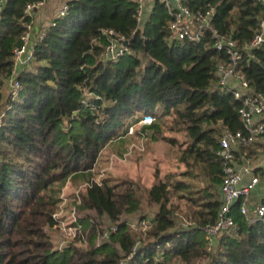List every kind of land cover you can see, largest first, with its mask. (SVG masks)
Masks as SVG:
<instances>
[{
  "label": "trees",
  "instance_id": "1",
  "mask_svg": "<svg viewBox=\"0 0 264 264\" xmlns=\"http://www.w3.org/2000/svg\"><path fill=\"white\" fill-rule=\"evenodd\" d=\"M34 1L5 0L0 12V264H264V223L248 224L238 201L233 229L211 246L201 230L215 221L221 205L219 140L225 130H243L240 102L218 85L217 68L228 57L214 48L210 32L199 42L172 40L171 17L158 0L141 25L134 0H66L65 16L35 23L34 58L11 95L6 80L13 50L25 30L24 8ZM184 4L194 22L213 8L210 25L236 42L237 72L249 94L263 95L264 47H245L258 32L264 6L258 0ZM106 29L129 40L117 61L103 58ZM148 115L155 121L141 130L150 129L154 141L179 152L173 170L162 178L158 169L153 174L146 191L147 204L156 207L151 217L141 214L133 181L110 185L92 176L102 150ZM165 120L181 141L163 136ZM233 154L238 167L251 166L264 156V142ZM252 175L264 183L263 166H252ZM72 181L88 184L72 197L84 240L78 236L55 248L47 229L59 224L53 215L62 188ZM142 220L151 221L147 231L129 227ZM111 225L117 231L99 242Z\"/></svg>",
  "mask_w": 264,
  "mask_h": 264
},
{
  "label": "built area",
  "instance_id": "2",
  "mask_svg": "<svg viewBox=\"0 0 264 264\" xmlns=\"http://www.w3.org/2000/svg\"><path fill=\"white\" fill-rule=\"evenodd\" d=\"M5 0H0V12ZM137 4L136 22L141 25L145 20L148 0H134ZM162 3L171 17L169 31L171 39L180 41L187 39L192 42H199L205 31L210 32L213 39V46L217 51L224 52L228 57L227 64H220L217 68L219 76V87L229 91L233 98L238 100L241 107L238 111L243 130L235 132L224 131L219 140L218 156L222 160V180L219 192L221 194V205L217 211L216 219L213 223L207 224L201 228L204 234V240L210 246L213 240L222 232L229 231L235 227V221L232 216V208L237 203L238 212L248 224L256 222L264 223V183L261 184L258 178L253 177L252 168L248 166L238 167L235 163L233 151L237 148L248 147L262 139L264 136V100L262 95H251L248 92V83L243 76L237 72V67L241 59V53L236 42L218 33L211 27L210 21L213 15V8H209L205 13L199 14L197 22L188 7L184 4L185 0H158ZM264 6V0H258ZM47 0H36L29 3L24 8V15L27 17L25 30L19 40V45L13 50V69L6 80V87L11 95H15L20 86L17 76L20 71L27 67L34 58L35 38V13L44 7ZM68 12V5L62 4L58 10L57 16L63 17ZM38 40L44 37V31L38 33ZM107 39V44L103 50V58L106 61H117L128 52L129 40L116 33L112 29L103 31ZM264 47V12L263 18L259 22L258 32L254 35L250 43L245 47L247 50L259 49ZM4 112L0 113V125ZM155 121L153 116L143 117L136 125L130 126L127 135L133 136L134 127L150 126ZM99 183V182H96ZM85 186H88L86 184ZM84 186V187H85ZM261 186V194L254 200L253 196L258 187ZM57 220V214L53 215ZM76 224V217L72 228L74 230L73 238L84 240L80 225ZM59 225V224H58ZM56 225L55 227H57ZM74 225V226H73ZM191 222H182V227H191ZM54 227V228H55ZM129 227L133 231L145 232L151 227L150 220L140 222H131ZM117 231L116 225H111L103 230L99 242L106 240L111 234ZM82 236V237H81ZM71 240V241H72ZM138 245H135L136 249Z\"/></svg>",
  "mask_w": 264,
  "mask_h": 264
},
{
  "label": "rangeland",
  "instance_id": "3",
  "mask_svg": "<svg viewBox=\"0 0 264 264\" xmlns=\"http://www.w3.org/2000/svg\"><path fill=\"white\" fill-rule=\"evenodd\" d=\"M48 8H50V2L47 0L43 9ZM57 8L55 3V6H53L55 13ZM54 10L49 14L50 19L55 17ZM42 25H47L46 20L38 24L39 27ZM4 92L6 93L7 90L4 89ZM169 122L170 120H165L164 123L166 124L161 128L163 136L167 138L175 137L181 141L182 134L171 132L169 130L171 126ZM130 137L131 140L128 141L129 144L127 146L124 147L125 139H122L110 145L108 150L101 154L94 167L93 180L94 182L106 180L110 185L116 184L123 179L133 181L137 194L142 199L141 214L151 217L156 207L147 204L146 191L152 186L154 182L153 174L157 169L160 172V178H162L165 172L173 170L177 166L178 147L162 140L154 141L152 131L150 129L141 130L140 126L134 127V134ZM261 142H264V136ZM263 159L264 156L260 157L250 167L252 168L256 164L259 166ZM262 166L264 167V165ZM85 185L81 181H72L62 188L60 194L61 203L57 213L59 225L55 228L47 229V233L55 248L62 247L73 238L74 230L72 224L76 214L72 197L76 196ZM104 223L106 226L108 225L106 221Z\"/></svg>",
  "mask_w": 264,
  "mask_h": 264
},
{
  "label": "crops",
  "instance_id": "4",
  "mask_svg": "<svg viewBox=\"0 0 264 264\" xmlns=\"http://www.w3.org/2000/svg\"><path fill=\"white\" fill-rule=\"evenodd\" d=\"M49 2H50V8H48V9H43L44 7H42L40 10H38L36 13H35V23H36V25H38V24H41L43 21H45L46 20V23L48 24L49 22H51L52 21V19L54 18H52V19H50L49 17H50V13H51V11H53L54 9H53V6H55V3H56V5H57V12L55 13V10H54V16H56L57 15V13H58V10L60 9V7H61V5L62 4H64L65 2H66V0H48ZM154 1L155 0H148V2H147V8H146V15H145V19L147 18V16L149 15V13H150V9L152 8V6H153V3H154ZM41 17H43V18H41ZM43 26V25H42ZM124 140V139H123ZM129 140H131V137L130 136H126V138H125V145H124V147L125 146H127L128 144H129ZM261 141V140H260ZM113 143H111V144H109V145H107L103 150H102V152L100 153V156H99V159H100V157H101V154H103V152H105L106 150H108V147L110 146V145H112ZM122 149V148H121ZM98 159V160H99ZM98 162V161H97ZM97 164V163H96ZM248 167H250L249 165H247ZM251 168V167H250ZM94 170H92V172H93ZM258 194L260 195L261 194V186H259L258 187V189H257V191H256V193H254V196H253V199L255 200L257 197H258Z\"/></svg>",
  "mask_w": 264,
  "mask_h": 264
},
{
  "label": "water",
  "instance_id": "5",
  "mask_svg": "<svg viewBox=\"0 0 264 264\" xmlns=\"http://www.w3.org/2000/svg\"><path fill=\"white\" fill-rule=\"evenodd\" d=\"M262 98H263V100H264V94L262 95ZM262 165H264V159L262 160V162L260 163L259 166H262Z\"/></svg>",
  "mask_w": 264,
  "mask_h": 264
}]
</instances>
